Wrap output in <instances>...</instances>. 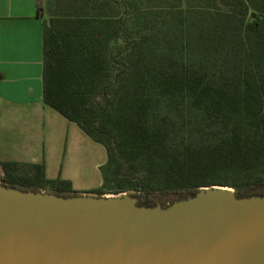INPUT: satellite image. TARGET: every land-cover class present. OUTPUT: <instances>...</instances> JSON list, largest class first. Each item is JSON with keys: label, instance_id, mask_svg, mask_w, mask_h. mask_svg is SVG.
Listing matches in <instances>:
<instances>
[{"label": "trees", "instance_id": "obj_1", "mask_svg": "<svg viewBox=\"0 0 264 264\" xmlns=\"http://www.w3.org/2000/svg\"><path fill=\"white\" fill-rule=\"evenodd\" d=\"M42 101L101 143L84 191L43 161L0 160V182L162 205L200 186L264 194V0H36Z\"/></svg>", "mask_w": 264, "mask_h": 264}, {"label": "water", "instance_id": "obj_2", "mask_svg": "<svg viewBox=\"0 0 264 264\" xmlns=\"http://www.w3.org/2000/svg\"><path fill=\"white\" fill-rule=\"evenodd\" d=\"M0 264H264V194L211 184L162 205L0 182Z\"/></svg>", "mask_w": 264, "mask_h": 264}, {"label": "crops", "instance_id": "obj_3", "mask_svg": "<svg viewBox=\"0 0 264 264\" xmlns=\"http://www.w3.org/2000/svg\"><path fill=\"white\" fill-rule=\"evenodd\" d=\"M43 17L36 0H0V160L43 161L47 177L68 178L84 191L98 187L102 176L83 183L65 173L48 143L47 126L57 115L42 101Z\"/></svg>", "mask_w": 264, "mask_h": 264}, {"label": "rangeland", "instance_id": "obj_4", "mask_svg": "<svg viewBox=\"0 0 264 264\" xmlns=\"http://www.w3.org/2000/svg\"><path fill=\"white\" fill-rule=\"evenodd\" d=\"M53 111L57 116L47 129H50L48 143L52 156L56 158L57 168L61 165L65 173L79 175L83 183L95 180L101 175L96 165L106 160L104 146L85 134L75 122Z\"/></svg>", "mask_w": 264, "mask_h": 264}]
</instances>
